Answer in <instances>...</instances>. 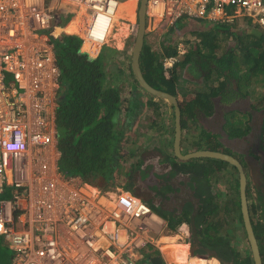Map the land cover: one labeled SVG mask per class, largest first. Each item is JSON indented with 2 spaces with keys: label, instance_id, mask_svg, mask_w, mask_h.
Wrapping results in <instances>:
<instances>
[{
  "label": "built area",
  "instance_id": "built-area-1",
  "mask_svg": "<svg viewBox=\"0 0 264 264\" xmlns=\"http://www.w3.org/2000/svg\"><path fill=\"white\" fill-rule=\"evenodd\" d=\"M63 1L74 7L82 47L98 51L116 1L0 0V196L12 187L11 199H0L7 264H136L148 247L159 248L165 221L128 191L102 192L58 170V71L48 31ZM147 14L161 23L157 31L181 17H244L264 29V0H148Z\"/></svg>",
  "mask_w": 264,
  "mask_h": 264
},
{
  "label": "trees",
  "instance_id": "trees-1",
  "mask_svg": "<svg viewBox=\"0 0 264 264\" xmlns=\"http://www.w3.org/2000/svg\"><path fill=\"white\" fill-rule=\"evenodd\" d=\"M69 12H72L71 9L66 7L58 14L55 26L52 32H49L50 35H55L63 28L73 29L67 25ZM244 22L245 26L242 27L238 26V21L231 24L208 22L201 24V27L199 26L203 32L201 40L193 46L187 42V54L182 65L188 64L189 77L196 82L203 80V85H200L202 89L199 90L195 99H184L179 102L182 134L185 130H187V135L192 131L198 114L204 113L205 116H208L211 113L213 108L212 97L220 96L223 103H228L238 96L256 95V90L259 89L260 92L256 96V103H253V109L264 111V32L249 21L245 20ZM175 30L177 28L169 30L168 34H176ZM222 34L226 35L224 39L229 36L232 44L222 55L217 56L213 54L212 47L215 44L220 45V40L223 38ZM171 40L169 42L172 43L163 50V55L176 54V41L174 40L177 38L172 36ZM50 42L53 45L59 71L54 113L56 148L60 153L59 172L67 177H79L85 184L102 192L120 189L134 194L132 191L134 175L132 168H127V163L129 162L128 159L134 157L136 152L134 149L126 151L125 147L134 145L140 140L139 138L129 141L133 136L131 132L133 124L142 114L144 108L151 107L154 116L158 117L159 105L150 101L144 102L141 99L137 92L138 84L130 67L125 66L124 58L121 57L120 52L110 48H102L98 57L91 59L94 57L92 53L80 51L81 42L76 35L62 33L56 39H51ZM207 48L209 49L208 54L206 53ZM158 53L151 50L149 44L144 40L139 56V67L143 79L152 88L177 98L176 80L179 71L177 74L174 71L170 77H166L162 66L156 61ZM212 72L216 74V80L208 85ZM231 81L236 82V88H233ZM128 86L131 87L130 97L124 98L122 96L123 91ZM240 87L246 88V92H241ZM249 89L255 90L250 94ZM123 105L125 106L123 107ZM164 124V118H161L158 122L161 131L167 133L171 130L173 132V123L167 130L164 128ZM151 126L152 124H147L146 128L149 129ZM262 127L264 128V123ZM248 131L249 128L247 127L243 130L236 127L232 133L244 136ZM128 132L129 135L126 137ZM204 134L206 136H202ZM144 135L141 136L144 137ZM162 136L160 135V137ZM194 137L195 139L190 140L187 145L189 149L200 150L202 144L205 143L207 145L205 149H213L210 134L199 131ZM213 147L221 148L222 146L217 143ZM166 157V161L171 162L172 167L180 166L184 172L194 174L190 168L184 169V166L186 168L190 166L188 165L189 162H176L172 156ZM203 163L205 165L199 163L204 167L197 175L202 172L204 174L206 170H218L228 165L225 162L212 159ZM212 165L215 166L210 168ZM171 177L173 176H168V178ZM190 177L200 188L199 192L195 190V197L199 204L197 214L194 217L199 245L213 251L222 262L224 260L229 261L232 252L227 234L232 230H244L238 190L236 192L237 200L232 198L225 201L221 199L222 195L219 192L214 193L211 189L210 179L207 182L206 180L201 181L198 176ZM234 184L238 187L237 177ZM206 192L212 201L206 199ZM259 192L256 193L258 197H263ZM248 196L249 183L246 185V197L248 198ZM148 206L165 221L166 229L172 233H175L181 224L189 223L193 212L191 204H187L179 216H172L150 205ZM251 207V213L257 214L256 200L255 202L254 200L251 201ZM252 228L258 244L261 263L264 264V227L262 224L252 222ZM191 244L195 248L192 239ZM187 248V246L181 248L162 245L161 250L167 262L180 264L175 257L183 256L186 258ZM171 249H177L174 256L170 252ZM193 253L196 255L192 258L208 257L200 256L203 254L200 249L195 248ZM244 254L245 257L238 264H253L249 251L246 250ZM213 260L218 263L215 258ZM195 262L192 260L191 264ZM185 264H188L187 261Z\"/></svg>",
  "mask_w": 264,
  "mask_h": 264
},
{
  "label": "rangeland",
  "instance_id": "rangeland-1",
  "mask_svg": "<svg viewBox=\"0 0 264 264\" xmlns=\"http://www.w3.org/2000/svg\"><path fill=\"white\" fill-rule=\"evenodd\" d=\"M127 1V0H126ZM49 0H46V4H48ZM119 7V11L116 15V20L113 22L114 23V27L111 28V30L109 31L110 33L108 34L107 38H106V42L104 44V47L103 49H106V48H110V49H113L115 51H118L120 52V55L121 57L124 58V64L125 66H128L129 62H130V54H131V48H132V45H133V35H134V30H135V27H136V24L137 23L135 20H136V17H135V2H128V3H121L120 5H118ZM117 7V8H118ZM74 22V21H73ZM207 21H199V23H190L188 24L184 29L183 27H180V31H178L176 34H171L169 35L168 32L167 33H164V34H161V35H155L151 32H148L147 35H146V41H147V44L150 45L151 47V50H155L156 52L160 50V53L157 54V55H161L163 50L172 42H169V40H171L172 36H174V38H177V40L179 38H182V41L184 43L187 44V42L190 44V46H193L194 44H197L201 38H202V35H203V32L200 30V27H201V24H206ZM245 22L241 21V20H238V26L239 27H242V26H245L244 25ZM200 26V27H199ZM71 27V26H69ZM72 30V29H71ZM262 32H264V29H261ZM174 33V32H173ZM223 38L220 40V45L217 46L215 44V46L212 47V51H213V54H216L217 56L218 55H222L225 50H227V48L230 46V44H232V41H231V38L228 36L226 39L225 38V34H222ZM172 41V40H171ZM176 41V40H174ZM188 46V45H187ZM209 52V49L207 48L206 49V53L208 54ZM193 81V79H192ZM241 81L243 82V80L241 79ZM232 85H233V88L236 87V82L234 81H231ZM201 86L203 84H200ZM191 87V86H190ZM202 87H200L199 85H194L192 87V90L194 92H196L197 90H201ZM240 90L241 92L245 93L246 92V88H243V87H240ZM255 90V89H254ZM252 89H249L248 92H250V94L254 91ZM260 92V90H256V93L258 94ZM192 93L191 89H189V93L188 95H186L187 97L190 96ZM129 92L128 90L127 91H123V97L126 98L128 96ZM256 95H251L249 96L250 97V100L252 103H256ZM145 100H150V97H146V96H143ZM143 99V101H145ZM158 102V101H156ZM159 105V112L164 115V118H168L169 120V123H170V117H171V108L170 106L167 104V103H161V102H158L157 103ZM125 105H123L124 107ZM150 109L149 107L145 108V110L143 111V113L137 118L136 122L133 124V127L131 129V132H135V133H138L140 131L142 132H146L148 131L146 126L147 124H151L152 121L154 120L155 122L157 121L156 116L153 115L152 113V110H148ZM167 112V114H166ZM251 117V113L249 112L248 113ZM263 116H264V111H260L259 113V116L258 118L254 121L255 122V130L257 131V133H259V137H262L261 140H259V142L263 143V135L260 136L261 134V124L262 122H264V119H263ZM240 119L238 120H232L230 122V126L228 127L229 128V134L231 135V132H233V130L237 128L239 129H245L248 125L247 123L246 124H243L239 121ZM160 121V120H159ZM248 122V121H247ZM164 123H166V121L164 120ZM251 132V131H250ZM249 132V133H250ZM199 133V130L198 132H195L194 129H192V131L187 135V134H184V146H186V144L188 145V143L190 142V140H194L195 139V135H197ZM263 133H264V129H263ZM146 135H151V131H148V133L146 132L145 133ZM129 135V132L128 134L126 135V137ZM165 138H166V142H171L172 140L170 138L167 137V135H164ZM204 136V135H202ZM212 137V141L214 144H219L220 146L224 147L221 143H219L218 141L219 138L217 135H211ZM157 138L160 139V134L157 135ZM234 138H238V137H232L231 139H234ZM134 139L132 138L131 140H129L130 142L133 141ZM150 142L149 140V136L148 138L146 139L145 143L147 144V142ZM164 143H162L160 141V147H165L166 145H163ZM152 145H155L157 146V141H155V143H152L150 144L149 146H146V149ZM132 145L128 146V147H125V150L126 151H129V150H132L131 148ZM170 146V143L168 145V150L170 149L169 148ZM145 148V147H144ZM148 150H152V149H149ZM140 150H143V147L140 148ZM218 150V149H217ZM145 156H150V153H147ZM173 158L176 159V162L178 160V158L175 156V154L173 153ZM241 161H242V158L240 157L239 158ZM203 162L204 161H207L209 159H201ZM196 159L195 160H192V162H189L188 165H192V164H196ZM243 163V162H242ZM245 167V165H244ZM190 169H193V168H190ZM222 170H224L226 172V174H233V171L230 170V168L227 167L226 168H223ZM252 170L254 171V169L252 168ZM212 172V173H211ZM210 171H205L203 176H198L200 177V180L201 181H209L210 179V182L212 183V187H213V191L214 193L216 192H219L222 196H221V199H224L225 201L226 200H229V199H234V200H237L236 199V195H237V190H238V187H236V185L234 184V181H235V176H219V174L217 175L216 173H214V170H211ZM264 173V172H263ZM264 177V176H262ZM214 178H218L220 179V183L219 181L215 184L213 181H214ZM250 179V182L249 183V196H248V205H249V209L251 211V201H253L255 199V196L257 195L256 192L257 191H262L264 190V183L262 182V180H260V178L257 176L256 174V171L253 172V177H249ZM196 191H200V188L197 187L196 188ZM212 192V190H211ZM239 194V193H238ZM12 197V187L11 186H7L5 188V191L4 193L0 196V199H3V200H10ZM206 199H209V201H212V199L210 198V196L207 194L206 192V195H205ZM257 216V214L255 213V217ZM255 222V221H254ZM253 222V223H254ZM255 224V223H254ZM185 228L181 229L182 226H180L175 233H172L170 231H168L167 229H165L163 232H162V235L161 237H172V236H175L178 238L177 242H181V243H186L188 246H189V254L188 256L192 257V255H196L193 253V250L195 249L193 244H191L190 242V238H189V231H188V225L186 224L185 226H183ZM188 227V228H187ZM185 231V232H184ZM243 229H239V230H236V233L232 230L230 233L227 234V236L229 237V240L231 243L235 242V237L236 235L239 236V239H238V243H235V244H232V248H234L236 251H238L239 253L243 252V251H240L242 246H243V249H245L247 247V244H246V240H245V236L243 234ZM157 237H154V239H156ZM169 251V250H168ZM12 257V252L7 248V243L6 241L4 240V238L2 236H0V264H7L10 259ZM170 264V263H169Z\"/></svg>",
  "mask_w": 264,
  "mask_h": 264
},
{
  "label": "flooded vegetation",
  "instance_id": "flooded-vegetation-1",
  "mask_svg": "<svg viewBox=\"0 0 264 264\" xmlns=\"http://www.w3.org/2000/svg\"><path fill=\"white\" fill-rule=\"evenodd\" d=\"M217 99L219 104H221L222 106L226 105L222 102L220 96ZM233 102L234 100L229 101L228 103L231 104ZM258 116H256L254 119L258 118ZM250 120H252V117L250 118ZM251 126L249 125L250 128ZM249 127L247 126V128ZM244 136L234 134V137H238L234 139L239 140L242 139ZM236 141L237 140H234V142ZM161 142L166 145L165 139H162ZM222 142L223 140H221V144L228 149L225 151V153L238 160L241 165H245L243 169L245 170L246 185L248 182H250L249 177H253L254 171H259L261 169L264 170V157L258 156L257 159H254L255 156H253L255 151H257L258 154L260 153L261 155H264V151L259 146H256V144L252 145L251 149L253 150L251 153H249L244 150L239 151V144L234 145L233 142L225 146ZM149 149H152L149 150L151 151L150 156H145V154L142 152L138 154V156L131 157L128 159L129 162L127 163V168L130 169L131 167L134 175L132 179V191L134 195L142 199L147 205H150L153 208H157L163 212L169 213L172 216H179L182 213V210H184V208L186 207V205L191 204L193 206V212L191 216L194 218L197 214L199 202L198 199L195 197V190L197 188V185L194 181L191 180L190 176H203V172L200 175H197V173L200 170H203V165L205 164L201 161L203 165L197 163L192 164L187 168L186 166H184V169L193 168L191 169V171H193L194 174H190L189 172L186 173L183 171L182 167H172L170 164L171 162L166 161V156L171 157V155L173 154V149L171 151V155H169V151L166 148L162 149L160 147V142L157 143V146H150ZM240 157L242 158V161L239 159ZM252 168L254 169V171L252 170ZM216 172L217 171H214V173ZM168 176L173 177L168 178ZM262 176H264V173L262 175H259L258 177L260 178ZM262 192L263 191H260L259 194H261V196L263 197H258V195H256L254 199V202L255 200L257 202V216L255 217V214L251 213L249 209L248 211L249 217H251L250 221H255V224L259 223L260 225L262 224V226L264 227V192ZM234 232L236 233V230ZM244 238L246 240L247 247L243 249L242 246L240 251L243 252L241 253L231 247L232 244L239 242V236L236 235L235 242H230L232 257L229 262L232 261L233 258H235L237 260L236 264H238L239 261L245 257L244 252L246 250L249 251V245L246 236Z\"/></svg>",
  "mask_w": 264,
  "mask_h": 264
},
{
  "label": "clouds",
  "instance_id": "clouds-1",
  "mask_svg": "<svg viewBox=\"0 0 264 264\" xmlns=\"http://www.w3.org/2000/svg\"><path fill=\"white\" fill-rule=\"evenodd\" d=\"M114 1H116V8H115V10L117 9V7H118V5L119 4H121L122 2L121 1H117V0H114ZM139 1L140 0H136V6H135V17H136V22H137V12H138V8H139ZM148 1V0H147ZM147 1H146V3H145V33H144V40L146 41V37H145V35H147V33L148 32H151V33H153V34H155V35H161V34H164V33H167L169 30H171V29H175V28H177V30H175L174 32L176 33V32H178V31H180V27H183V29L186 27V25L188 24V23H199V21H207V20H200V19H190V18H187V17H181V18H179L178 20H176L172 25H170L169 27H164V28H162L161 29V31L159 30V31H157V29H156V27H158V26H160V24L161 23H157L156 22V20L155 21H151L150 19H149V17H148V14H147ZM74 11V10H73ZM73 11L72 12H69L68 14H67V16L69 17V19H68V26H71V27H73V24H74V22H73V19H72V16H73ZM57 15V14H56ZM56 19V18H55ZM71 19H72V22H70L71 21ZM238 20H241V21H245V20H247V21H249L252 25H254V26H257L256 24H254V23H252L251 22V20L250 19H248V18H235L234 20H232L231 22H221V21H217V22H215V21H207L208 23H219V24H231V23H233L234 21H238ZM136 24V27H135V30H134V35H133V43H134V40H135V35H136V30H137V23H135ZM179 24V25H178ZM114 25V23L112 22V23H110V26H109V28H108V30H107V34H106V36H105V39H104V41H103V43L100 45V47H99V49H98V51H96V52H94V53H92V52H90V51H88V52H90V53H92L93 54V58H91V59H95L96 57H98V55H99V53H100V51L102 50V48L104 47V44H105V42H106V38H107V36H108V34L110 33L109 31L111 30V28L112 27H114L113 26ZM54 26H55V21H54ZM111 27V28H110ZM257 28L258 29H260L261 30V28H259L258 26H257ZM58 32H61V33H59L58 35H51V38H50V40L51 39H56L60 34H70V35H76V36H78V38L80 39V51L82 52V51H87V50H85L83 47H82V37H81V34L80 33H78L77 31H74V28L72 29V30H68V29H62V30H60V31H58ZM51 43V42H50ZM146 43H147V41H146ZM143 44H144V41H143ZM51 45H52V43H51ZM179 45H181V48L182 49H179ZM133 46V45H132ZM150 46V45H149ZM143 47V46H142ZM186 47H187V44L186 43H184L183 41H182V38H179L178 40H176V45H175V50H176V54L175 55H171V56H166V55H163V54H161V55H156V61L162 66V69H163V73H164V75L166 76V77H170L171 75H172V72H174V71H176V74H177V72L179 71V73H178V77H177V80H176V90H177V94H178V97L176 98V100L178 101V105H179V102L180 101H182V100H184V99H180V97H179V93H181V92H183L184 91V94H185V92L188 94L189 93V89H191V91H192V93H191V95H198V93H199V90H197L196 92H194L193 90H192V87L194 86V85H199L200 86V84H203V80H201L200 82H196L195 80H193L192 81V79L189 77V75H188V72H187V67H188V65H182V62H183V59H184V57H185V55H186V53H185V50H186ZM132 49V48H131ZM52 50H53V45H52ZM180 50H183V54H180L179 53V51ZM157 52H159L160 53V50L159 51H157ZM83 53V52H82ZM158 53V54H159ZM53 56H54V51H53ZM130 57H131V54H130ZM54 61H55V65H56V60H55V56H54ZM128 66L130 67V62H129V64H128ZM56 68H57V65H56ZM140 68V67H139ZM131 69V68H130ZM57 71H58V68H57ZM141 71V70H140ZM181 71V72H180ZM142 74V73H141ZM58 76H59V71H58ZM143 77V76H142ZM135 79V78H134ZM216 80V74L214 73V72H212V74H211V78H210V81H209V84L208 85H211L214 81ZM136 81V80H135ZM213 81V82H212ZM217 82V81H216ZM132 84H133V82H131ZM200 83V84H199ZM138 84V83H137ZM191 86V87H190ZM236 88V87H235ZM128 90V92H129V94H128V96L130 95V91H131V87L130 86H128L126 89H125V91H127ZM57 91H58V78H57ZM137 92H138V94H139V96L141 97V99H144V97L143 96H148V97H150V100H145L144 102H147V101H150V102H155L156 104L158 103V102H161V103H167V102H165V101H163V100H161V99H159V98H157V97H154V96H151V95H149V94H147L139 85H138V87H137ZM181 94H183V93H181ZM127 96V97H128ZM56 97H57V92H56ZM130 97V96H129ZM174 97V96H173ZM240 97H242V98H245V97H249L248 96V94H245L244 96H238V97H236V98H234L233 100H238ZM183 98V97H182ZM211 98V97H210ZM218 97H212V99H217ZM156 100L158 101V102H156ZM211 100V99H210ZM217 101H218V99H217ZM55 103H56V100H55ZM211 103H212V106H213V102H212V100H211ZM168 104V103H167ZM225 104H229V103H225ZM169 106H170V108H171V117H170V126H171V123H173V132H171V135H169V136H167L168 138H170L172 141L171 142H165L166 143V146L165 147H161L162 149H164V148H166L167 150H168V145H169V143H170V146H169V148L172 150L173 149V134H174V115H173V108H172V106L170 105V104H168ZM56 108V107H55ZM147 108V107H146ZM149 108H151V107H149ZM252 110L250 109V113H252L253 111H254V113L253 114H251V116L252 115H254V114H257V116L259 115V113H260V111H255L254 109H253V103H252ZM152 109V108H151ZM213 109V108H212ZM144 110H145V108H144ZM143 110V111H144ZM54 113H55V110H54ZM143 113V112H142ZM152 113H153V111H152ZM229 113L230 112H227V113H225V122H222L223 123V128H220V132H216V130H214V132L215 133H210V132H207L204 128H202L201 126H199L197 123H196V121H195V125H194V131L195 132H198V130L201 132V133H204V132H206V133H208V134H210V136L213 134V135H217L218 136V138H219V140L220 141H218L219 143H221V138H222V136L226 139V140H228V138H229V131L226 133L225 132V130H229V126H230V120H229ZM167 114V113H166ZM153 115H154V113H153ZM202 115V114H201ZM162 116V117H161ZM161 118H164V115H162L160 112H159V116L158 117H156L155 119H157V121L155 122L154 120L152 121V123L151 124H153V122L156 124V125H158V122H159V120L161 119ZM257 119V118H256ZM255 119V120H256ZM263 119H264V116H263ZM164 120H165V118H164ZM180 122H181V118H180ZM263 123L264 122H262V124H261V129H262V131H261V134H260V136L261 135H263V139H264V133H263ZM159 126V125H158ZM251 128L252 129H254L255 130V122L253 123V125L251 126ZM250 131V130H249ZM184 134H187V130H185L184 131V133L182 134V130H181V143L182 144H184L183 142H184ZM231 134L233 135V137H234V133H232L231 132ZM183 135V136H182ZM204 136H206L205 134H204ZM162 139H165L166 140V138H165V136L163 135L162 137H160V140H158L157 141V143L158 142H160V141H162ZM259 139L261 140L262 139V137H259ZM230 140H232V139H230ZM182 144H181V149H182ZM263 144H264V140H263ZM164 145V144H163ZM187 145V144H186ZM207 145H206V143L205 144H202V147H206ZM186 147V146H185ZM187 149H189L188 147H186ZM226 148V147H225ZM224 147H221V148H219V150L217 151V152H222V153H224V154H227V153H225V151H226V149H225ZM169 149V150H170ZM202 149V148H201ZM168 150V151H169ZM203 150H208V149H203ZM194 151H197V150H189V151H183L182 152V154H187V153H190V152H194ZM171 156H173V154L171 155ZM262 156H264V155H262ZM201 159H203V158H201ZM201 159H196V161L198 162V163H201ZM205 159V158H204ZM207 159H209V158H207ZM176 160V159H175ZM195 160V159H194ZM212 160H214V159H212ZM178 161V160H177ZM192 161V160H191ZM219 161V160H218ZM179 162V161H178ZM187 162H190V161H187ZM222 162V161H221ZM239 162V161H238ZM202 163H203V161H202ZM240 163V162H239ZM241 165V164H240ZM213 166H215V165H212L210 168H212ZM170 167V166H169ZM227 167V165L225 166V167H223V168H226ZM228 167L230 168V170L231 171H233V174H231V173H229V174H226V172L224 171V170H222L223 168H221V169H218L219 170V172H218V174H219V176H235V180H236V177L238 178V173H237V170H236V168L234 167L233 168V166H230V165H228ZM241 167H242V169H243V164L241 165ZM218 170H216L215 169V171H218ZM243 171H244V175H245V170L243 169ZM212 190H213V187L211 188ZM112 192V191H111ZM132 194V193H131ZM134 195V194H133ZM136 196V195H135ZM137 197V196H136ZM139 198V197H138ZM140 199V198H139ZM142 200V199H141ZM149 207V206H148ZM188 225V223H183V224H181L180 226H182V225ZM179 226V227H180ZM188 227H189V225H188ZM187 227V228H188ZM165 229H166V227H165ZM190 230V228H188V231ZM189 233H190V231H189ZM189 238H190V240H191V235L189 234Z\"/></svg>",
  "mask_w": 264,
  "mask_h": 264
},
{
  "label": "crops",
  "instance_id": "crops-1",
  "mask_svg": "<svg viewBox=\"0 0 264 264\" xmlns=\"http://www.w3.org/2000/svg\"><path fill=\"white\" fill-rule=\"evenodd\" d=\"M124 1H126V0H123L122 2H124ZM134 1H135V6H136V0H134ZM185 53L187 54V50H185ZM181 93H183V94H181ZM181 93H179L180 99H185V100L195 99V95H190V96L187 97L186 95H188V94L186 92H185V94H184V91L181 92ZM212 102H213V109L211 110V113L208 116H205L204 113H200V114L197 115V119H196V123L199 126H201L202 128H204L207 132H210V133H215L214 130H216L217 133L220 132V128H223V123L222 122H225V113H227V112H230L229 113V120L230 121L240 119L239 121L241 123H243V124H246L247 123L248 127H249V125L250 126L253 125V123L255 121L254 118L257 116V114L252 115L251 116L252 117V120H250L251 117L248 114L250 112V109L252 110V108H251L252 107V102L250 100V97H245V98L240 97L238 100L237 99L234 100L233 103L226 104L224 106H222L221 104H219V102L217 101V99L212 100ZM148 110L151 111L152 109L150 108ZM253 113H254V111L251 114H253ZM165 121H166V123L164 124V128L167 130L168 127L170 128V123H169L168 118H166ZM147 130L148 131H151V135H146L145 134L146 132L148 133V131H146V132L140 131L138 133L132 132V134H133L132 138L134 140L140 138V140L137 143H135L134 145L131 146V148L134 149L135 152H136L135 155H134V157L135 156H138V154H140L142 152L145 155L147 153H150L151 154V151H149L148 148L146 149V146H149L150 144L155 143V141L160 140V139L157 138V135L158 134H160V135H167V136L171 135V130H169L167 133L166 132H163V131L160 130L159 126L156 125L155 123H153L152 126H151V128H149ZM228 131L229 130H225L226 133ZM250 131H248V133L242 139H239V140L238 139H232V140H230L233 137L232 134L231 135L229 134L228 140H226L222 136V138H221L223 140L222 143L225 146H227L228 144L233 143L234 140H237L233 144L234 145H238L239 144V146H240V147H238L240 149L239 151L244 150L246 152L251 153L252 150H253L251 148H252V145H254V144H256V146H259L264 151V144L261 143V142H259L260 139H258V137H257V136H259V133H257V131L254 130V129H252V128H250ZM141 135H144V137L141 136ZM148 136H149L150 142L148 141L147 144H146L145 141L148 138ZM213 146H214V144L212 143V148L213 149L211 151H218L219 150V148H214ZM142 147H143V150H140V148H142ZM186 147H187V145H186ZM186 147L184 146V144H182V152L183 151H189V150H191V149H187ZM204 148L205 147H202V149H204ZM225 149L228 150L227 148H225ZM171 151L172 150L170 149L169 150V155H171ZM253 156H255L254 159L255 158L257 159L258 156H262V155L260 153L258 154V152L255 151L254 154H253ZM218 172H219V170L216 172L217 175H218ZM263 172H264V170H262V169L259 170V171L256 170V174L258 176L259 175H262ZM260 178H261L262 182L264 183V177H260ZM218 181L220 183V179H218V178L215 179L214 178V181L213 182L216 184ZM262 191L264 192V190H262ZM183 226H185V225H182V228L181 229L185 228ZM163 237H161V238H163ZM161 238H159V240L157 241V244L160 243L159 244L160 245L159 248H153V247L150 248V247H148V249H146L143 253H140V254H138L136 256L137 257L136 258V264H149L150 263V260L152 258H155V257H160L162 259L163 264H169L170 262H167L166 261L165 256H164V254H163V252L161 250L162 245H166V246H170V247H181V248L184 247V246H187L188 247L186 249V252H187V257L186 258H184L183 256L182 257H175L176 260L179 261L180 264H185V261H187L188 264H191V261L192 260H195L196 261L194 264H219V263L214 262V260H213L214 257H210L211 255H202V254L200 255V256H208L206 258H192L190 256L188 257V254H189V251H188L189 250V246L186 243H180V244H166L165 243V244H162L160 242ZM166 238H168V237H166ZM7 248H8V246H7ZM160 251H161V253H160ZM170 252L173 253V256H174L175 255L174 253L177 252V249H171ZM176 260H173V261L177 262ZM169 261H171V260H169Z\"/></svg>",
  "mask_w": 264,
  "mask_h": 264
},
{
  "label": "water",
  "instance_id": "water-1",
  "mask_svg": "<svg viewBox=\"0 0 264 264\" xmlns=\"http://www.w3.org/2000/svg\"><path fill=\"white\" fill-rule=\"evenodd\" d=\"M117 1H123V0H117ZM147 0H140L139 1V8L137 12V30L135 35V40L131 49V57H130V68L131 73L133 77L135 78L138 85L149 95L157 97L168 104H170L173 108V115H174V134H173V153L178 158L179 162H187L194 159H201V158H209L214 160H219L222 162L227 163L230 166H233L236 168L238 173V193H239V205H240V212L241 217L243 221V232L246 236L248 245H249V251L250 256L253 261V264H262L260 253L258 249V244L253 232V228L251 225L250 217H249V211H248V202L246 197V178L244 175V171L235 158L232 156H229L227 154H224L222 152L217 151H211V150H197L194 152H190L187 154H182L181 149V114H180V108L178 105V101L175 97L172 95L154 89L150 85H148L145 80L142 77L140 68H139V56L142 50L143 41H144V33H145V3ZM189 228H190V235L192 242L195 245L196 249H200L203 251L204 254L202 255H211L216 258V254L208 250L206 248H203L199 245L198 237L196 236V229L194 226V218L191 216L189 221ZM237 260L233 258L232 261H223V264H236ZM149 264H163L162 259L160 257H155L150 260Z\"/></svg>",
  "mask_w": 264,
  "mask_h": 264
},
{
  "label": "bare ground",
  "instance_id": "bare-ground-1",
  "mask_svg": "<svg viewBox=\"0 0 264 264\" xmlns=\"http://www.w3.org/2000/svg\"><path fill=\"white\" fill-rule=\"evenodd\" d=\"M127 2H133V0H127V1H124V2H122V3H127ZM135 2V1H134ZM120 5V4H119ZM66 7H69L70 9H71V11H73L74 10V7H72L71 5H69L68 3H66V2H62V4L60 5V8L58 9V13H57V15H56V19H57V16H58V14L60 13V12H62V10H65V8ZM117 11H118V8L115 10V11H113V13H114V17H113V22L116 20V18H115V16H116V14H117ZM55 19V20H56ZM111 28V27H110ZM53 29V28H52ZM52 29H50L48 32H52ZM112 227L110 226V229H111ZM185 232V231H184ZM177 240H178V238L177 237H175V236H172V237H168V238H166V237H163V238H161V240H160V242L162 243V244H180L181 242H177ZM160 244V243H159ZM160 247V246H159ZM189 257V256H188ZM210 257H214V256H210ZM217 261H218V263L219 264H223V262L219 259V258H216V257H214Z\"/></svg>",
  "mask_w": 264,
  "mask_h": 264
}]
</instances>
